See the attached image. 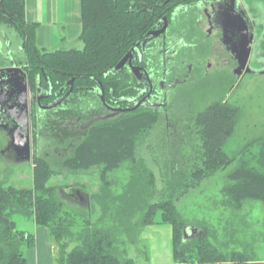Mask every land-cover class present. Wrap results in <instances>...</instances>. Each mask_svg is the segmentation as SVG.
<instances>
[{
    "label": "trees",
    "instance_id": "1",
    "mask_svg": "<svg viewBox=\"0 0 264 264\" xmlns=\"http://www.w3.org/2000/svg\"><path fill=\"white\" fill-rule=\"evenodd\" d=\"M80 1L79 38L83 48L44 51L34 45L37 24L25 21L24 0H0V26H14L21 34L23 59L31 76L40 74L42 68L52 82L61 72L66 78L75 76L76 84H90L94 78L104 82L103 75L152 27L162 0ZM236 112L234 107L217 101L189 116L187 120L192 125L186 132L165 131L161 123L158 139L163 158L162 186L156 200L153 172L142 158H136L134 149L159 120H164L158 111L145 110L97 124L74 144L70 155L58 158L57 165L71 174L93 167L100 171L97 191L85 192L89 197L86 208L67 204L59 196V189L79 184H50L51 178L59 174L55 161L34 155L31 187L16 189L0 181V264H28L24 248H31L34 238L16 229L18 218L32 219L47 229L57 246L55 264H135L127 257V246L137 244L144 228L160 224L171 228L175 264H264L247 244L240 251H224L233 242V233L221 243L213 227L205 222L190 225L175 206L177 198L236 160L239 152L228 156L224 150ZM131 119L138 120L130 122ZM183 147L197 151L186 155ZM260 147L256 158H239L227 173V183L220 192L230 217L247 200L264 204V143ZM122 162H128L130 167L126 181L107 178ZM191 227L198 233L184 238L183 229ZM70 244L73 246L68 249Z\"/></svg>",
    "mask_w": 264,
    "mask_h": 264
},
{
    "label": "flooded vegetation",
    "instance_id": "2",
    "mask_svg": "<svg viewBox=\"0 0 264 264\" xmlns=\"http://www.w3.org/2000/svg\"><path fill=\"white\" fill-rule=\"evenodd\" d=\"M159 6L152 27L132 45L121 68L115 72L111 68L103 75L104 82L94 78L90 84H76L75 76L66 78L62 72L52 82L42 68L40 74L31 76L28 63L5 50L8 60L0 62V68L20 67L26 74L31 160L38 154L62 160L93 126L129 114L158 111L166 121L183 96L210 88H231L246 75L239 73L234 55L229 52L231 36L223 34L227 29L223 15L228 11L236 19L240 14L254 42L264 26V0H253L254 8L250 0H162ZM19 47L23 52L22 45ZM53 103L57 104L49 107ZM55 121L67 131L63 139L52 134L50 126ZM16 124L13 115L0 108V161L11 166L18 164L21 155L11 142ZM169 129L177 131L171 123L165 126V131ZM74 197L83 205L78 196Z\"/></svg>",
    "mask_w": 264,
    "mask_h": 264
},
{
    "label": "rangeland",
    "instance_id": "3",
    "mask_svg": "<svg viewBox=\"0 0 264 264\" xmlns=\"http://www.w3.org/2000/svg\"><path fill=\"white\" fill-rule=\"evenodd\" d=\"M250 7L254 8L253 0H250ZM3 34H5V38L8 40H5ZM22 42L21 34H19L14 26L7 24L1 25L0 48L2 49V55H0V62L8 60L4 56L5 50L7 49L14 54L13 57L16 59L25 58L24 52H21L19 47L22 45ZM234 84L231 88L228 86L216 87L203 90L196 94L193 93L192 95L188 94L183 96L177 101L172 111H170L169 119L166 121L159 120L155 128L150 130L148 135L140 139L134 152L136 158H142L146 166L153 172L157 189L154 197V200H156L159 198V190L162 186L160 177V168L162 166L160 164L163 162V158L161 155L160 140L158 139L160 127L163 126L161 123L168 126L171 123L176 126L177 132L181 129L186 132L188 126L192 125L187 120L188 117L195 115L200 110H205V108L210 107L217 101L234 107L237 111L235 118H233L235 119V124L224 150L228 156L239 152L236 155V160L228 167L221 168L216 173L206 177L197 187L189 189L188 192L177 198L175 200V206L190 225L205 222L206 225L208 224L213 227L217 232L218 241L221 243L228 239L230 233H233L234 240L228 243L227 247H224V251H230L231 249L240 251L242 245L247 244L250 250L256 254V259L264 260V204L261 201L247 200L243 203L240 210L233 213V217L228 215L229 210L222 204L223 199L220 191L227 183V173L237 164L239 158H256V155H259L261 152L260 144L264 143V74H256L253 76L252 74H246L240 77ZM137 120L131 119L130 122ZM50 127L55 138L63 139V136L67 134V131L65 132L62 129L59 121H55ZM169 130L171 131L172 129ZM194 151H197V149L184 147L182 149V153L186 155H195ZM58 158L57 156L52 158L55 161V169H57L59 174L51 178L50 184L59 187L77 183L79 185L76 187L84 192L93 193L97 191L100 173L98 168L93 167L87 171L71 174L67 170H62L57 165ZM33 166V159L30 162H22L12 166L0 161V181L4 182L7 186L13 185L16 189L31 187ZM129 168L128 162H122L117 169L109 172L106 177L123 183L128 178ZM59 196L67 204L86 208L84 204L81 205L75 200L69 199L63 192H59ZM94 216L92 219H94ZM228 220L231 223L226 225ZM32 221V219L18 218L16 220V229L25 234L26 231L28 232L27 229L32 224ZM158 227L161 228L163 234L166 233L165 229H168V235L170 234L168 225L160 224ZM232 228L234 229L233 231ZM150 232L152 233V231ZM141 233L139 234L136 245L127 246V257L132 258L135 264H150L145 259V253L147 259H150V241L146 235ZM51 242L56 253V244L54 241ZM72 246L70 244L68 249ZM34 247L35 245H33L32 250H34ZM27 251L28 248H24V255L26 256L28 254ZM164 259L165 257H163Z\"/></svg>",
    "mask_w": 264,
    "mask_h": 264
},
{
    "label": "crops",
    "instance_id": "4",
    "mask_svg": "<svg viewBox=\"0 0 264 264\" xmlns=\"http://www.w3.org/2000/svg\"><path fill=\"white\" fill-rule=\"evenodd\" d=\"M24 17L27 23H36L35 44L44 51L59 48L81 49V1L80 0H24ZM160 225L146 227L141 234L150 241V264H175L172 251L171 228L163 234ZM168 228V227H167ZM26 233L34 238V250L28 248L25 257L28 264H55V250L47 229L34 221ZM31 231V232H30ZM152 231V233L150 232ZM163 257L165 259L163 260ZM158 262V263H157Z\"/></svg>",
    "mask_w": 264,
    "mask_h": 264
},
{
    "label": "water",
    "instance_id": "5",
    "mask_svg": "<svg viewBox=\"0 0 264 264\" xmlns=\"http://www.w3.org/2000/svg\"><path fill=\"white\" fill-rule=\"evenodd\" d=\"M236 16L238 18L232 19L230 13L228 11L225 12L223 20L224 24L227 25V29L223 31V34L231 36L229 39L231 46L229 52L234 55L235 61L238 64V71L239 73L252 74V76L264 74V26L261 23V29L253 42V37L248 34L241 15L238 14ZM148 35L153 36V32H149ZM129 56L130 53H126L117 65L113 67L112 72L121 68ZM25 85L26 74L20 67L0 68V108L7 109L17 121L16 126H14V132L11 133V142L21 154L18 155V163L31 160V156L28 154L30 153V149L27 133V97ZM56 104L53 103L49 107ZM61 192L65 193L69 199L76 200L74 196H78L77 198L84 205L89 204L88 195L80 190V188L72 189L64 187L61 188ZM196 231L194 227H191V229L184 228L182 231L183 237L185 238L188 235L194 236L198 233Z\"/></svg>",
    "mask_w": 264,
    "mask_h": 264
}]
</instances>
